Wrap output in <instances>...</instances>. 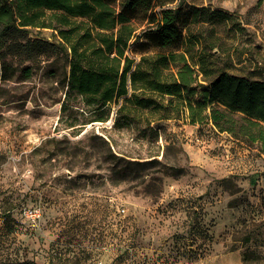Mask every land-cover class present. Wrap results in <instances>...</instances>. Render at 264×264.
<instances>
[{
  "label": "rangeland",
  "instance_id": "obj_1",
  "mask_svg": "<svg viewBox=\"0 0 264 264\" xmlns=\"http://www.w3.org/2000/svg\"><path fill=\"white\" fill-rule=\"evenodd\" d=\"M182 1L206 9L191 32L213 46L217 67L263 75L264 0ZM30 37L59 41L46 28ZM5 62L0 264H264V154L254 146L182 117L117 123L114 105L91 121L100 112L66 97L61 49ZM32 206L35 228L20 213Z\"/></svg>",
  "mask_w": 264,
  "mask_h": 264
},
{
  "label": "trees",
  "instance_id": "obj_2",
  "mask_svg": "<svg viewBox=\"0 0 264 264\" xmlns=\"http://www.w3.org/2000/svg\"><path fill=\"white\" fill-rule=\"evenodd\" d=\"M173 1L0 0V66L61 49L69 64L66 97L79 96L92 114L100 112L91 121H107L113 105L124 125L182 117L264 154V73L217 67L213 46L191 32L207 20L206 9ZM44 28L59 41L30 37Z\"/></svg>",
  "mask_w": 264,
  "mask_h": 264
},
{
  "label": "built area",
  "instance_id": "obj_3",
  "mask_svg": "<svg viewBox=\"0 0 264 264\" xmlns=\"http://www.w3.org/2000/svg\"><path fill=\"white\" fill-rule=\"evenodd\" d=\"M20 213L31 227H38L41 219V209L39 206L24 207L20 210Z\"/></svg>",
  "mask_w": 264,
  "mask_h": 264
}]
</instances>
